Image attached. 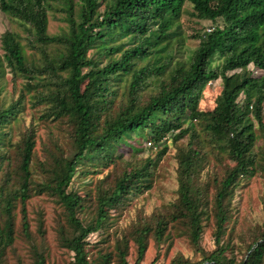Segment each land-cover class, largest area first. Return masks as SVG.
Listing matches in <instances>:
<instances>
[{"label": "trees", "instance_id": "trees-1", "mask_svg": "<svg viewBox=\"0 0 264 264\" xmlns=\"http://www.w3.org/2000/svg\"><path fill=\"white\" fill-rule=\"evenodd\" d=\"M0 11L21 22L40 54L38 63L30 62L20 37L4 32L0 91L8 73L27 80L31 100L43 106L40 120L70 127L67 148L52 142L53 151L39 162L33 128L16 143L6 131L21 121L23 91L9 105L0 103V264L15 241L19 206L30 264H46L45 233L38 229L39 245L32 241L26 211L41 195L62 208L56 240L68 264H129L131 248L134 264H142L150 241L160 251L170 230L187 240L196 258L176 254L169 264H264V193L263 220L237 235L238 246L227 222L243 181L259 173L264 178V0H0ZM49 12L61 15L58 34L47 32ZM184 13L215 26L187 36L197 45L177 60L188 40ZM217 80L215 106L203 111V91ZM183 139L176 197L114 229L129 201L152 189L169 141ZM145 148L156 152L138 159ZM212 160L219 171L212 167L202 176ZM77 178L94 186L73 189ZM209 220L215 248L205 251L200 239ZM93 234L99 241L91 244Z\"/></svg>", "mask_w": 264, "mask_h": 264}, {"label": "rangeland", "instance_id": "rangeland-1", "mask_svg": "<svg viewBox=\"0 0 264 264\" xmlns=\"http://www.w3.org/2000/svg\"><path fill=\"white\" fill-rule=\"evenodd\" d=\"M187 11H190V7L185 5ZM61 15L53 12L48 14V29L49 35H55L59 33L64 23L60 21ZM216 24H220L217 22ZM181 29L184 36L188 39L185 41V45L182 50L176 54L177 60H184L195 49L197 42L195 39H189L190 35L196 32L207 31L211 26L208 21H198L193 19L188 14L184 13L181 17ZM11 31L16 33L20 37L22 46L25 49L26 57L31 62L38 63L36 59L40 57V54L30 48L29 36L25 27L20 21L14 20L6 16V14L0 11V37L6 32ZM188 36V37H187ZM49 51V49H48ZM51 52V51H50ZM3 56V51L0 46V58ZM219 62L215 60L213 65H217ZM249 69L253 71L255 76L260 75L261 72L255 71L252 66ZM27 80L22 78L12 79L8 73L2 81V88L0 91V103L5 106L11 102L16 101L20 96V93H24V100L22 101V109L18 118L21 121L18 124H12L11 129H7L9 137L12 143H16L20 137L28 129L33 128L35 132V158L39 162H43L46 157V153L53 148L52 142H57L59 146L64 149L67 148L70 137V127L66 121L55 123H44L40 120V115L43 111V106H37L31 99L35 92L26 88ZM221 90V81L210 82L204 89L202 98L199 102V108L203 111H210L215 106L216 97ZM25 131V132H24ZM187 140L183 139L177 143L169 141V149L162 160L158 163L154 171V183L152 189L136 198H132L128 205L117 216V220L114 224V229L118 231L126 229L132 222H135L139 218L147 217L154 211L162 209L168 202L172 201L176 197L177 190V162L176 155L178 149L186 145ZM143 147H150L147 142L142 143ZM262 146V142H257L256 148ZM10 150V148L7 147ZM54 149V148H53ZM155 149L152 153L145 148L144 152L138 155V159L146 158L148 155H154ZM123 159L127 160L131 158V154L128 151L122 155ZM6 164V163H5ZM6 167V166H4ZM215 167L219 171V165L215 164L212 160L207 168L203 171L202 176L206 174V170ZM107 172V171H106ZM104 172V174L106 173ZM104 174L99 177H102ZM98 176V175H97ZM85 181L77 178L71 185L73 189L90 191L93 184H86ZM83 186V187H82ZM264 193V178L259 174L250 177L248 180H244L241 187L237 190L233 199V215L228 219L230 226L234 227V240L233 245L238 246L239 241L237 235H244L247 231L253 228L255 225L260 224L263 220L261 197ZM27 220L29 224V232L32 236V241L39 245L38 229L44 231L43 244L46 247L47 261L46 264H68L70 257L58 246L56 240V228L62 223V208L52 198L41 195L33 196L26 203ZM15 241L13 243L11 251L7 254L6 264H30L29 249L30 244L24 240L20 235L22 229L20 206L15 211ZM212 220L204 223L203 234L200 239L202 248L205 251H210L215 248L214 239L212 237ZM91 244L98 242L99 238L97 234H93L88 240ZM171 244L169 250H167L168 244ZM98 245V244H97ZM91 256L95 258L94 251H91ZM181 254L184 257L195 259L188 242L184 238H177L174 236V231L170 230L166 235L162 244V249L158 251L154 246V243L150 241L148 250L145 254V258L142 264H152L155 258L157 260L154 264H169L170 260L176 255ZM135 251L134 248L130 249V255L128 257L129 264H134Z\"/></svg>", "mask_w": 264, "mask_h": 264}, {"label": "clouds", "instance_id": "clouds-1", "mask_svg": "<svg viewBox=\"0 0 264 264\" xmlns=\"http://www.w3.org/2000/svg\"><path fill=\"white\" fill-rule=\"evenodd\" d=\"M2 12V11H1ZM3 13V12H2Z\"/></svg>", "mask_w": 264, "mask_h": 264}]
</instances>
